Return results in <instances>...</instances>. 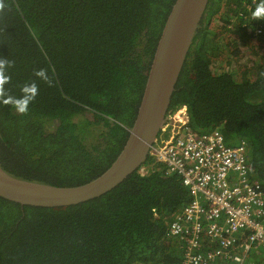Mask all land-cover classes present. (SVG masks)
I'll use <instances>...</instances> for the list:
<instances>
[{
    "label": "trees",
    "instance_id": "16d2710c",
    "mask_svg": "<svg viewBox=\"0 0 264 264\" xmlns=\"http://www.w3.org/2000/svg\"><path fill=\"white\" fill-rule=\"evenodd\" d=\"M174 2L0 0V164L57 186L104 172L127 140ZM262 6L210 0L169 112L185 105L194 132L216 128L230 144L244 140L264 193V52L239 79L231 72L234 59L245 61L248 28L262 31L256 40L264 46V16H253ZM216 18L222 24L211 29ZM229 48L233 62L218 70ZM163 167L136 170L73 205L22 206L0 197V264H181L167 228L190 197L180 176ZM250 255L264 264L262 251Z\"/></svg>",
    "mask_w": 264,
    "mask_h": 264
},
{
    "label": "built area",
    "instance_id": "2783aa9c",
    "mask_svg": "<svg viewBox=\"0 0 264 264\" xmlns=\"http://www.w3.org/2000/svg\"><path fill=\"white\" fill-rule=\"evenodd\" d=\"M158 164L180 176L190 197L167 228L181 264H253L250 253H264V193L244 140L230 144L216 128L194 132L182 105L167 113L137 170L145 175Z\"/></svg>",
    "mask_w": 264,
    "mask_h": 264
},
{
    "label": "water",
    "instance_id": "95a60500",
    "mask_svg": "<svg viewBox=\"0 0 264 264\" xmlns=\"http://www.w3.org/2000/svg\"><path fill=\"white\" fill-rule=\"evenodd\" d=\"M209 3L210 0H175L173 3L147 70L127 140L104 172L85 183L57 186L15 175L0 164V197L22 206L73 205L106 193L136 171L146 161L150 146L166 121L172 93Z\"/></svg>",
    "mask_w": 264,
    "mask_h": 264
},
{
    "label": "rangeland",
    "instance_id": "374dc122",
    "mask_svg": "<svg viewBox=\"0 0 264 264\" xmlns=\"http://www.w3.org/2000/svg\"><path fill=\"white\" fill-rule=\"evenodd\" d=\"M233 21H236V19H233ZM221 24H222V21H218V19L216 18V21L214 22V26L213 24H211L210 28L217 30L218 28H220ZM247 32L250 33L253 36V38L247 40L248 47L244 48L245 61L243 63H240L239 62L240 59L238 58L234 59L233 60L234 65L231 68V72L235 74L234 76L237 79L241 77L244 71L248 70L252 66L251 59L253 60L259 59V55L264 52V46L256 40L259 35H262L261 34L262 31L254 30V33H252L250 28H248ZM238 33L237 34L235 33L234 36H237ZM229 40L233 42L232 39L229 38ZM229 40L227 38H224L225 42H228ZM230 51H231V48H229L228 50H224L223 54L215 62V66L218 70H221L223 67L228 68V66H230L229 64L233 62V61L231 62L232 59H228V53ZM222 264H225V263H222Z\"/></svg>",
    "mask_w": 264,
    "mask_h": 264
},
{
    "label": "clouds",
    "instance_id": "9594fccd",
    "mask_svg": "<svg viewBox=\"0 0 264 264\" xmlns=\"http://www.w3.org/2000/svg\"><path fill=\"white\" fill-rule=\"evenodd\" d=\"M254 17H262L264 16V6H262L260 9H258L254 14H253ZM5 62L3 60H0V67L3 66ZM18 112L20 113H25L27 111V109L21 107V108H18L17 109Z\"/></svg>",
    "mask_w": 264,
    "mask_h": 264
}]
</instances>
